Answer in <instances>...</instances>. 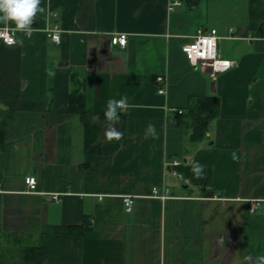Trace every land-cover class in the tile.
I'll return each mask as SVG.
<instances>
[{
	"label": "crops",
	"instance_id": "obj_1",
	"mask_svg": "<svg viewBox=\"0 0 264 264\" xmlns=\"http://www.w3.org/2000/svg\"><path fill=\"white\" fill-rule=\"evenodd\" d=\"M169 2L42 0L31 38L0 40V264H20L30 247L41 248L40 264H250L245 257L264 255V0ZM199 28H216L219 53L233 61L215 77L182 49ZM119 33L124 47L112 42ZM73 90L92 126L109 99L127 98L115 124L122 138L106 140L104 118L87 149ZM201 95L218 96L220 111L193 141L188 107ZM172 108L183 112L170 120ZM154 186L168 197L152 196Z\"/></svg>",
	"mask_w": 264,
	"mask_h": 264
},
{
	"label": "built area",
	"instance_id": "obj_2",
	"mask_svg": "<svg viewBox=\"0 0 264 264\" xmlns=\"http://www.w3.org/2000/svg\"><path fill=\"white\" fill-rule=\"evenodd\" d=\"M182 0H170L169 9H174L176 6L181 5ZM49 37L56 43L61 41V33L60 29L55 28L48 32ZM16 32L11 30L9 27L8 30L5 31V26L0 27V40L8 45L14 44L16 42ZM54 37H58V39H54ZM218 39L219 34L216 28H211L209 30H204L199 28L197 32L193 35V40L189 43L183 45L182 49L187 56V58L193 62L194 64H201L202 66H206L210 68L211 76L215 77L216 73L221 71H226L233 66V61L222 58L221 54L218 51ZM128 41V35L126 33L115 34L112 38V42L114 44H118L122 47L126 46ZM155 81L160 84L158 91L160 93L166 92L165 86L162 84L166 83V78L163 75L155 76ZM172 113L168 116L170 120L175 118L173 114L174 111L178 113H182V109L176 110L172 108L170 110ZM179 163L175 161V164ZM26 183L28 186L29 192H35L37 189V178L35 176H27ZM152 196L159 198H167L168 197V189L163 188L160 190L157 186L152 188ZM53 200H59L60 194L58 192H54L51 195ZM125 210L127 212H132L135 206V198L132 195H125L123 198ZM258 204H253V209L257 208Z\"/></svg>",
	"mask_w": 264,
	"mask_h": 264
},
{
	"label": "clouds",
	"instance_id": "obj_3",
	"mask_svg": "<svg viewBox=\"0 0 264 264\" xmlns=\"http://www.w3.org/2000/svg\"><path fill=\"white\" fill-rule=\"evenodd\" d=\"M47 8L42 6V0H0V24L5 26V31L11 27L10 22L14 23V27H11L13 32H20L23 35L31 38L33 32L36 30L32 27L34 18L38 17V14H45ZM58 39V37H54ZM20 44L23 43L21 40ZM48 76L54 77L55 71L51 68L46 69ZM130 105L127 102V98L119 100L109 99L107 101V109L104 112V116L109 121V126L105 130V138L111 142L113 140H119L122 138V133L115 128V124L119 122L120 113L127 111ZM145 135H151L156 137L157 132L154 124H149ZM234 160L238 159L235 152L232 154ZM192 171L197 178H200L203 174V166L199 163H193ZM250 264H264V255L256 257L255 261H252L251 257H245Z\"/></svg>",
	"mask_w": 264,
	"mask_h": 264
},
{
	"label": "trees",
	"instance_id": "obj_4",
	"mask_svg": "<svg viewBox=\"0 0 264 264\" xmlns=\"http://www.w3.org/2000/svg\"><path fill=\"white\" fill-rule=\"evenodd\" d=\"M83 99L84 97L82 94L78 93L77 90H73L69 98V109L71 111L78 112L82 117L87 130V149H93L97 146L96 140L98 139L101 129V125H99V123H103L106 118L105 116H102L103 118L101 117L97 124L92 126L91 117L93 112L85 108ZM219 111L220 100L218 96L201 95L194 97L193 102L188 107L187 113L192 127L191 138L193 141H201L205 138L211 121L219 115ZM120 121L122 129L121 131L123 132L125 129V119L122 118ZM41 260V248L30 247L22 251L20 264H40Z\"/></svg>",
	"mask_w": 264,
	"mask_h": 264
},
{
	"label": "rangeland",
	"instance_id": "obj_5",
	"mask_svg": "<svg viewBox=\"0 0 264 264\" xmlns=\"http://www.w3.org/2000/svg\"><path fill=\"white\" fill-rule=\"evenodd\" d=\"M218 48H219V44H218Z\"/></svg>",
	"mask_w": 264,
	"mask_h": 264
}]
</instances>
